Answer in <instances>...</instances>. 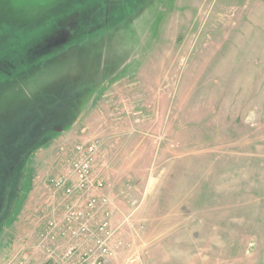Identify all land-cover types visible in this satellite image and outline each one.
Masks as SVG:
<instances>
[{"label": "rangeland", "instance_id": "rangeland-1", "mask_svg": "<svg viewBox=\"0 0 264 264\" xmlns=\"http://www.w3.org/2000/svg\"><path fill=\"white\" fill-rule=\"evenodd\" d=\"M70 1L7 0L4 15L20 25H0V62L14 28L36 46L31 61L77 37L41 81L58 77L51 84L60 89L45 107L47 121L35 108L0 111V264L27 254L43 264L38 244L49 221L68 236L78 225L67 212L83 202L64 195L62 180L78 162L77 147L93 141V175L103 185L94 192L103 200L90 225L107 221L114 240H122L128 213L144 225L124 244L126 264H201L212 249L181 239L186 224L198 234L210 222L230 238L229 251L241 244L242 261L264 264V0ZM53 4L55 31L65 36L48 45L36 18L22 15L43 17ZM3 70L0 63V97H12Z\"/></svg>", "mask_w": 264, "mask_h": 264}, {"label": "built area", "instance_id": "built-area-1", "mask_svg": "<svg viewBox=\"0 0 264 264\" xmlns=\"http://www.w3.org/2000/svg\"><path fill=\"white\" fill-rule=\"evenodd\" d=\"M89 146H78L76 157L78 162L72 164L71 175L67 181L68 186L65 190V196L73 193L78 194V199L83 202L84 209L69 210L68 223L77 221L75 228L68 226L71 234L68 236L64 230L55 227V222L49 221L43 229L38 244L39 250L44 253L45 261L43 264H111V258L118 249L123 246L121 239L114 240L113 231L108 226V222H102L100 225H90V221L96 215L97 203L102 202L101 197H97L98 189L102 188L101 178L94 177L92 170V159L97 148V142L93 141ZM60 186L61 181L55 182ZM87 196L84 201V197ZM81 202V203H82ZM108 215V213H106ZM88 217V221H81L82 218ZM68 236V240H66ZM19 254V253H18ZM16 259L17 264H36L30 258Z\"/></svg>", "mask_w": 264, "mask_h": 264}, {"label": "trees", "instance_id": "trees-1", "mask_svg": "<svg viewBox=\"0 0 264 264\" xmlns=\"http://www.w3.org/2000/svg\"><path fill=\"white\" fill-rule=\"evenodd\" d=\"M73 2H79V0L70 1V3ZM8 7L9 4L7 0H0V25L7 27H16V25H20V22L18 21L17 17L11 19L13 21H8V19L4 15L5 9ZM50 8L53 10L55 8V4L51 5L50 7L42 8L41 14L43 15V17L35 14L22 15L24 17L33 16L36 18L37 24L41 25L42 27L41 29L42 37L39 36V39L42 40L47 39L44 42L48 45L51 41L58 40L60 37L65 36L64 28L55 31L58 15L60 12L58 10H55L49 14ZM54 12H58V14L53 15ZM19 14L20 13L18 9L15 16H18ZM6 23L9 25H7ZM70 24H72L74 28V23L72 22ZM44 27L53 29V33L50 35L48 33L43 32ZM13 32H14L13 33L14 43L9 46L10 51L7 53L6 56L3 57V59L0 62L4 66V70L1 72L5 74L3 75V78H7L9 84H12V89L17 90L18 92H22V88L20 86L21 84L29 87L34 86L36 88L37 94L40 96V98L36 99V103L39 105L40 102L42 103V99H44V102L48 104L49 99L60 95V89L53 87V88H49L44 93V89L39 88V84L42 81V77L45 75V73L46 75L51 74L50 72L53 70L52 68L56 65L57 62V58H56L57 54L61 52L62 49L71 46L75 42L77 37L73 38L71 40L72 43L67 45L66 47L58 48L46 55L45 54L40 55L39 56L40 58L37 59V61H31L30 58H32L36 46H33L29 38H27V36H23L22 32H18L15 28L13 29ZM70 33H68V35H70ZM77 33L73 35L76 36ZM32 40H34L33 37ZM35 41H36L35 43H39L41 40H35ZM4 47H6L5 44H3L0 47V49ZM15 105L20 106L21 109L20 114L28 113L31 109L30 106L35 107L34 102L31 101V98H29V96L25 93H23L22 95H17L15 98L14 95L12 97L10 95L5 97L3 96L0 97V111L7 110ZM4 140L5 138L2 136V134H0V142Z\"/></svg>", "mask_w": 264, "mask_h": 264}, {"label": "crops", "instance_id": "crops-1", "mask_svg": "<svg viewBox=\"0 0 264 264\" xmlns=\"http://www.w3.org/2000/svg\"><path fill=\"white\" fill-rule=\"evenodd\" d=\"M58 14V12H54L53 15ZM60 53V52H59ZM58 53V54H59ZM57 54V55H58ZM59 64V61L56 62V65L53 68H56L57 65ZM52 67V66H51ZM52 68V69H53ZM208 213V212H206ZM133 212L128 213L124 218H122V221L125 222L126 226H123V228L120 227V232L122 233V241L125 244V242H129V240L132 239L133 236H138L141 234L144 225L142 223H138L137 226L133 225L132 221L130 220L131 215ZM123 215V214H122ZM118 216L115 214L114 218L116 221V218ZM120 217V216H119ZM211 224L209 226H198V234L194 233L193 231L190 230V227L187 226V224L184 226V239L181 241L187 245L195 246L194 248H198L200 244L208 245L209 248L212 249V251L209 253L208 258H198V260H204L199 263L201 264H224V259L226 257L231 258L232 262L231 264H253L252 260L248 261H242L240 258V250H241V244L236 245L233 247L232 250L229 251V249L226 248L227 242L230 240V238L226 239L224 236L221 234V231L223 228L221 226H215V222H210ZM194 224L197 225V223L194 222ZM126 227V228H125ZM192 227V226H191ZM204 229L206 233L200 232V230ZM129 236V237H128ZM128 237V239H126ZM131 237V238H130ZM256 237V234H255ZM231 240L236 241V243L241 242V235L240 234H235L232 236ZM252 243V242H251ZM120 247L118 249V255L119 258H117L118 255H116L114 258L115 263L111 260V264H126L127 262V257L125 258L126 255L129 254V250L126 249L124 246ZM164 244V242H163ZM253 244V243H252ZM167 247V246H165ZM170 247V246H168ZM227 249V251H226ZM168 256H171L172 254V248L167 249ZM196 257V256H195ZM264 256H262L263 258ZM113 258V257H112ZM197 260V257L194 258Z\"/></svg>", "mask_w": 264, "mask_h": 264}, {"label": "water", "instance_id": "water-1", "mask_svg": "<svg viewBox=\"0 0 264 264\" xmlns=\"http://www.w3.org/2000/svg\"><path fill=\"white\" fill-rule=\"evenodd\" d=\"M55 79H58V77L57 78H55V77H53L52 79H49V84H44V82H40V84H39V88H41V89H44V93L46 92V90H48L49 88H53L54 86L51 84V82L53 81V80H55ZM42 81H43V77H42ZM25 86V89H31V92H30V94H27L26 92H24L23 90H22V92H18L17 90H14L15 92H14V95L16 94V96L17 95H22L23 93H25V94H27L28 96H29V98H31V101H33L34 102V105H35V107H32V106H30V108H35L36 110H35V112H34V114H33V116L34 117H39V118H41V119H43V120H45V121H47V119H48V115H46L47 113L49 114V111L45 108L46 106H47V104L44 102V99H42V103L40 102V104L38 105L37 103H36V99L37 98H40V96L37 94V92H36V88L34 87V86H26V85H24ZM90 88V87H89ZM43 93V94H44ZM15 96V97H16ZM14 97V98H15ZM42 97H43V95H42ZM33 117V118H34ZM16 121V120H15ZM39 121V120H38ZM8 123V122H7ZM39 128V127H38ZM0 133H2V132H0ZM43 134L44 133H42L41 134V137L43 136ZM24 139H25V136H21L20 137V139H18L19 140V143L18 144H15L16 146H19L18 147V149H17V151H13V158L16 156V154L19 152V149L21 148V147H23V144H24Z\"/></svg>", "mask_w": 264, "mask_h": 264}]
</instances>
